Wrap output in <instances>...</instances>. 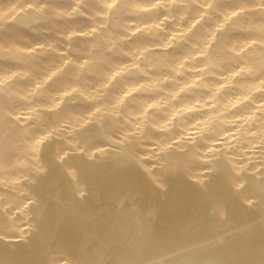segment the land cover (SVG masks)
<instances>
[{
    "label": "clouds",
    "instance_id": "obj_1",
    "mask_svg": "<svg viewBox=\"0 0 264 264\" xmlns=\"http://www.w3.org/2000/svg\"><path fill=\"white\" fill-rule=\"evenodd\" d=\"M0 264H264V0H0Z\"/></svg>",
    "mask_w": 264,
    "mask_h": 264
},
{
    "label": "bare ground",
    "instance_id": "obj_2",
    "mask_svg": "<svg viewBox=\"0 0 264 264\" xmlns=\"http://www.w3.org/2000/svg\"><path fill=\"white\" fill-rule=\"evenodd\" d=\"M24 35L33 38L30 33L25 32ZM34 39H40V37H34ZM126 179L130 180L134 184L140 186V191L142 193V203L146 206H151V204H156L159 207V214L154 225V232L147 236L138 238L133 242V245L130 247V254H135L137 251H148L153 247L168 249L176 246L177 237L175 233L178 230V227L181 226L184 222V216L186 214L185 209L173 207L170 203L175 200L177 203L187 204L190 202L191 193L187 186H184L182 189L173 186L172 191L168 194V197L165 201H159L158 197H151L149 195V188L147 186V181L139 175H130ZM101 200L103 202V193L101 194ZM97 205L95 201H89L84 211L95 209ZM55 218V211L53 212V219ZM238 222H242L243 217H237ZM72 221L68 220L65 222V227H69ZM206 228L209 231L215 229L214 224L206 225Z\"/></svg>",
    "mask_w": 264,
    "mask_h": 264
}]
</instances>
